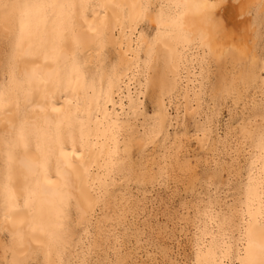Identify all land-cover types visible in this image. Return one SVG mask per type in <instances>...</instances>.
<instances>
[{"label": "bare ground", "instance_id": "1", "mask_svg": "<svg viewBox=\"0 0 264 264\" xmlns=\"http://www.w3.org/2000/svg\"><path fill=\"white\" fill-rule=\"evenodd\" d=\"M230 1L0 0V75H8L0 81V225L10 236L0 264H28L38 255L43 264H69L67 250L99 206L123 199L131 181H158L166 166L189 168L168 152L184 129L172 137L169 127L181 118L185 128L190 118L200 130L212 63L215 106L232 95L237 105L250 89L262 96L252 95L241 122L231 119V135L249 153L244 181L234 188L230 216L208 201L194 264H264V60L241 32L264 27V0ZM251 11L249 22L235 19ZM144 23L155 28L152 36L141 31ZM148 92L157 107L150 118L142 111ZM174 92L175 119L166 105ZM148 146L167 150L168 165L155 176L152 168L134 170L144 166L135 162V148ZM205 178L218 197L220 172ZM106 218L97 222L100 235ZM230 228L236 235H227Z\"/></svg>", "mask_w": 264, "mask_h": 264}, {"label": "rangeland", "instance_id": "2", "mask_svg": "<svg viewBox=\"0 0 264 264\" xmlns=\"http://www.w3.org/2000/svg\"><path fill=\"white\" fill-rule=\"evenodd\" d=\"M229 3H232V0ZM233 4L237 5L238 1L233 2ZM254 16L255 12L252 13L251 11L244 16L238 15L235 19L239 22H249ZM256 26V24L252 27L245 26L241 32L248 36V40L252 39L257 42L254 53L258 58L261 57L264 60V27L261 25L259 26L260 29L258 27L257 29ZM142 27V30H140L143 31L144 29L149 36H152L155 32V28L150 24L144 23ZM256 30L257 33L259 32L258 34H255ZM137 35H139V32ZM257 35L261 37L258 38ZM249 45H251V42ZM253 47L254 45L251 48L252 50ZM230 64L226 65V70L229 72L235 71L233 66L230 68ZM217 75V67L212 63L205 91L200 96L202 99V101L200 99L201 107L199 109L202 115L199 118L200 130L198 132L194 130L193 120L191 121L188 116V119L184 121L185 128L182 126L181 118H177V122L172 123L175 128L169 127V133L172 137L174 132L180 134L184 129L180 134L177 149L175 145L168 144L170 148L168 152L172 154L171 158L173 159L176 154L181 162L188 161L190 167L179 168L174 164L166 166L165 170L167 171L163 170L165 174L161 175L158 181L147 182L144 185H137L131 181L128 183L127 190L124 191L125 197L123 199L122 196L118 195L116 200L110 201L107 208L102 209V206H99L87 231L81 234L79 232V235L75 236L74 240L78 242L76 248L67 250L66 256L71 255L67 259L69 264H194L195 240L197 239L196 235L199 233L197 228L203 225L205 220L204 208L208 205V201L211 200L214 203L212 208L215 212L230 216L231 209L237 203L235 200L237 195L234 190L240 182L244 181L245 159L249 153L244 151V149H247V145L245 147L239 145L237 140L240 142V138L231 135L229 129L230 124L233 123L231 119L239 118L238 120L241 122L247 117V111L244 108L249 106L248 101L252 99V95L255 92L257 96L260 97L261 95L259 89H250L246 92L245 98L237 105L232 95L223 98L221 105L219 104L217 107L215 106L217 102L213 103L210 100L212 97L209 96L212 94L211 88L217 79ZM7 79V74H4L3 77L0 75V81L5 82ZM177 95L178 92L173 93L171 106L166 101V105L170 107L168 112L171 113V117H174V119L178 116L175 106ZM179 100L181 103L180 111L182 112L184 101L181 97H179ZM154 103L155 99L152 97V93L148 92L144 102L145 106L142 108L143 114L147 118L152 117L155 112L154 109L157 108ZM210 109L214 115L212 123L205 121L206 116L212 114ZM257 121H260V119ZM236 126L238 128L239 125H234L235 128ZM139 131L142 132L140 129ZM183 133L184 135H182ZM202 139L208 140L206 142L207 146L203 150L199 142ZM242 142L243 144L249 143L248 140ZM166 152L167 150H161L160 148L154 149L153 146H148L143 151L136 147L134 160L137 164L141 162L144 166L139 167L136 165L134 170L137 172L146 168L148 171L152 168L149 172L155 176L159 173L160 167L164 169L165 165H168L166 163L167 158L164 157ZM214 171L220 172L222 184H219L218 191L220 194L218 197L213 198L216 187L213 184L207 186L213 181H205V173ZM194 178L200 180L195 182ZM123 190L124 188L122 192ZM129 191L130 193H128ZM104 216L107 217V221H103L99 225V227H102V234L100 235L97 222L100 219L102 220ZM231 231H233V235H236L235 230L232 228L228 230L227 235L231 236ZM212 232L214 235L218 234L215 229ZM9 240V234L3 231L0 225V259L4 256L2 248L5 244H9ZM94 241L97 243L95 248L93 247ZM2 243L3 246H1ZM81 252L85 253V256L81 255ZM116 256L123 258L121 263H118ZM9 257L7 255L8 259ZM40 258L41 256L38 255L26 263L43 264Z\"/></svg>", "mask_w": 264, "mask_h": 264}]
</instances>
